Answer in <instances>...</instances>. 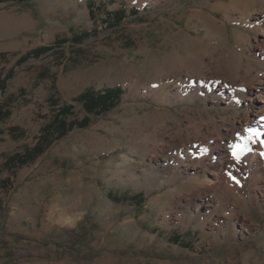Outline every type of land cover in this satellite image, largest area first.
Returning <instances> with one entry per match:
<instances>
[{
    "label": "rangeland",
    "instance_id": "1",
    "mask_svg": "<svg viewBox=\"0 0 264 264\" xmlns=\"http://www.w3.org/2000/svg\"><path fill=\"white\" fill-rule=\"evenodd\" d=\"M119 8L127 19L108 29L106 10ZM5 10L29 14L14 37L28 49L49 34H92L20 66L28 49L16 48L3 64L17 67L0 106L17 100L0 121V264H264V137L246 140L250 125L264 133V0L0 2ZM113 86L125 90L113 110L34 163L4 167L53 117L51 94L72 103ZM85 115L77 106L71 118ZM138 193L140 206L110 197Z\"/></svg>",
    "mask_w": 264,
    "mask_h": 264
},
{
    "label": "trees",
    "instance_id": "2",
    "mask_svg": "<svg viewBox=\"0 0 264 264\" xmlns=\"http://www.w3.org/2000/svg\"><path fill=\"white\" fill-rule=\"evenodd\" d=\"M7 1H24V0H0V2ZM95 10L91 7L90 16L94 20L95 13L100 10V7H94ZM106 16L103 18L105 25L108 29L115 28L123 23L127 19V10L125 8H120L117 10H106ZM131 13H135V10H132ZM94 31V30H92ZM92 34L91 31H83L80 33L73 34L72 36H65L58 38L52 45H42L36 47L27 53L23 54L18 60L17 65H21L30 58H40L42 55L49 52H54L60 54L62 52L59 49L64 44L68 42L75 44H82V42ZM7 54H0V90L6 92L8 88V81L14 77L15 67L10 68L9 70H3L2 64L6 61ZM39 76L46 77V70L39 72ZM54 79V77H53ZM53 80V88L54 85ZM23 96L25 95L24 89H21L20 92ZM125 90L121 86L107 87L105 89H96L95 87H88L79 95L75 96L72 103H63L61 104L59 100L55 97L54 94H51L48 98L49 104L54 111L53 117L45 123L41 128V132L37 138L36 143L33 146H26L21 151H16L12 154H9L4 162V167L8 169L11 173H14L17 169L34 163L41 155H43L50 146L56 141L64 138L67 134L74 130L75 128H86L90 126L93 116L105 115L109 111L113 110L118 106L123 98ZM16 94L12 93L7 96L6 106H10L16 102ZM4 105L0 106V120L4 121L11 116V111L9 109L3 110ZM77 106H80L85 112L86 115L82 119L71 118L75 115V110ZM13 133H17L16 138H20L24 135V131L15 126L10 129ZM3 187L6 188L10 185V178H5L2 181ZM114 201L122 200H131L137 205H141L142 194H134L133 196L128 195H111L110 196ZM178 243L182 244V240H178Z\"/></svg>",
    "mask_w": 264,
    "mask_h": 264
},
{
    "label": "crops",
    "instance_id": "3",
    "mask_svg": "<svg viewBox=\"0 0 264 264\" xmlns=\"http://www.w3.org/2000/svg\"><path fill=\"white\" fill-rule=\"evenodd\" d=\"M120 9V8H119ZM12 14H16V15H18V16H23V15H29V14H21V13H18L17 11H1V14H0V23H1V19H3L4 17H7V16H9V15H12ZM31 17V16H30ZM28 29V28H27ZM22 30H26V29H22ZM22 30H20V31H22ZM20 31H17V30H14V31H11V32H9V35H7V36H2V34L0 33V38L2 39H0L2 42L0 43V54H3V53H6L7 54V56H9V52L10 51H14L16 48L17 49H25V50H27L28 49V44H29V40H23V41H17V40H15L14 39V37L16 36V35H18L19 34V32ZM78 33H80V32H78ZM77 33V34H78ZM73 34H76V32H72V34H67V36H72ZM66 36V35H65ZM65 36H63V37H65ZM58 38H57V36L55 35V33L54 34H49V35H47V41H48V43H45V44H41V45H39V46H42V45H52V44H54V42L57 40ZM42 40H44V39H42ZM65 45H72L73 46V48L74 47H76V46H80L81 44H75L74 45V43H71V42H68L67 44H64L63 46H61L59 49H62V48H64V46ZM39 46H37V47H39ZM34 48H36V47H32V48H29L26 52H24V53H22V54H20L19 55V58L23 55V54H25V53H27L28 51H30V50H32V49H34ZM75 49V48H74ZM50 53H54V52H49V53H47V54H44V55H42L41 57H43V56H46V55H48V54H50ZM40 57V58H41ZM18 58V59H19ZM17 59V60H18ZM32 59H39V58H30V59H28L27 61H25L24 63H26V62H28L29 60H32ZM24 63H22V64H24ZM4 64V63H3ZM3 64H2V66H3ZM21 64V65H22ZM18 66H20V65H18ZM17 67V66H16ZM16 67H15V69H16ZM13 79V78H12ZM11 79V80H12ZM11 80H9L8 81V86H9V83H10V81ZM52 84H53V81H52ZM107 88V87H106ZM96 89H99V88H96ZM102 89H105V88H102ZM1 91V90H0ZM2 92V91H1ZM3 94H6V92L4 93V92H2ZM10 94H12V93H10ZM9 94V95H10ZM80 94V93H79ZM78 94V95H79ZM56 97V96H55ZM1 121V120H0ZM39 136V135H38ZM38 138V137H37ZM37 138H36V141H37ZM36 143V142H35ZM34 143V144H35ZM54 144V143H53ZM52 144V145H53ZM51 145V146H52ZM33 146V145H32ZM51 146H50V148H51ZM49 148V149H50ZM48 149V150H49ZM47 150V151H48ZM46 151V152H47ZM45 152V153H46ZM44 153V154H45ZM42 156V155H41ZM27 166V165H26ZM24 167V166H23ZM23 167H21V168H19V169H22Z\"/></svg>",
    "mask_w": 264,
    "mask_h": 264
},
{
    "label": "bare ground",
    "instance_id": "4",
    "mask_svg": "<svg viewBox=\"0 0 264 264\" xmlns=\"http://www.w3.org/2000/svg\"><path fill=\"white\" fill-rule=\"evenodd\" d=\"M28 21H29L28 15H23L20 17V16H17L16 14H12V15H9L7 17H4L3 19H1L0 33L2 35L8 34L9 32H11L15 29H19L20 27L25 26L26 23H28ZM260 88L264 91V87H259V89ZM263 97H264V95H263ZM262 100H264V99H262ZM259 111L260 112H258V114L260 115V113H261V117L264 118V107H261V110H259ZM249 127H250V129H253L252 125H250ZM239 183H240V181H239ZM237 187H239V184H237V182L235 180L229 181L228 188L231 189V191H233V189H235Z\"/></svg>",
    "mask_w": 264,
    "mask_h": 264
},
{
    "label": "snow or ice",
    "instance_id": "5",
    "mask_svg": "<svg viewBox=\"0 0 264 264\" xmlns=\"http://www.w3.org/2000/svg\"><path fill=\"white\" fill-rule=\"evenodd\" d=\"M247 131L248 136L246 137V140L248 141H255L258 137H264V133H261L255 129H248ZM259 142L264 143V139H261ZM244 147H246V145L243 147L239 144L234 146L232 155L237 161L241 159L244 152Z\"/></svg>",
    "mask_w": 264,
    "mask_h": 264
}]
</instances>
